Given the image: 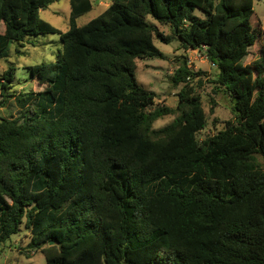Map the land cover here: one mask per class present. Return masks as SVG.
I'll return each instance as SVG.
<instances>
[{
  "label": "trees",
  "instance_id": "1",
  "mask_svg": "<svg viewBox=\"0 0 264 264\" xmlns=\"http://www.w3.org/2000/svg\"><path fill=\"white\" fill-rule=\"evenodd\" d=\"M59 0H0V57L12 43L58 34L55 63L29 67L35 90L0 77V244L25 227L45 264H264V47L255 0H69L63 33L41 18ZM200 11L202 16L196 14ZM149 17L170 26L157 30ZM179 40L217 67L235 119L201 141L209 118L186 60L175 109L155 107L136 60H165ZM176 115L155 129L158 120ZM51 243H54L51 245Z\"/></svg>",
  "mask_w": 264,
  "mask_h": 264
},
{
  "label": "rangeland",
  "instance_id": "2",
  "mask_svg": "<svg viewBox=\"0 0 264 264\" xmlns=\"http://www.w3.org/2000/svg\"><path fill=\"white\" fill-rule=\"evenodd\" d=\"M111 4V0H97L93 10L76 20L77 26H83L91 20L100 16ZM255 14L252 18V25L257 30L264 31V0H255ZM198 16H202L197 11ZM41 18L61 30L67 32L71 27L72 9L69 0H59L51 4L47 10L41 12ZM149 22L156 25L157 30L165 36H171L170 26L162 25L149 17ZM156 46L166 55L165 60H136V76L139 86L153 91L157 94L155 107L168 106L173 109L178 104V93L182 85L175 87L171 77L188 60L189 67L199 73L192 85L196 93L203 99V106L209 118L207 128L200 133L201 141L216 135L225 129L226 123L233 121L232 98L224 92H218L214 83L218 69L200 51L184 49L179 40L174 39L170 44H165L155 37ZM61 36L51 34L46 36L33 37L30 43L21 46L12 43L0 57V77L9 66L16 68L13 82V92L17 95L29 93L37 89V81L32 80L29 67L43 63H55L58 51L62 49ZM264 47V37L260 44L254 48L248 59V64H252L259 58V52ZM21 114V109L15 100H11L6 107L0 110V116L6 118H17ZM176 115L164 117L154 124L155 129H160L172 123ZM31 233L25 227L18 235L13 236L9 241L0 244V264H45V256L39 250L30 251Z\"/></svg>",
  "mask_w": 264,
  "mask_h": 264
},
{
  "label": "water",
  "instance_id": "3",
  "mask_svg": "<svg viewBox=\"0 0 264 264\" xmlns=\"http://www.w3.org/2000/svg\"><path fill=\"white\" fill-rule=\"evenodd\" d=\"M54 243H51V245H53Z\"/></svg>",
  "mask_w": 264,
  "mask_h": 264
}]
</instances>
